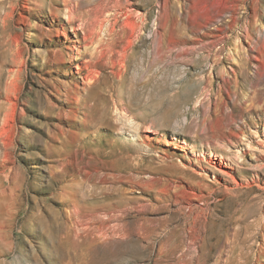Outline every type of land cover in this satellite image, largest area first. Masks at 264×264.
<instances>
[{
    "label": "rangeland",
    "instance_id": "rangeland-1",
    "mask_svg": "<svg viewBox=\"0 0 264 264\" xmlns=\"http://www.w3.org/2000/svg\"><path fill=\"white\" fill-rule=\"evenodd\" d=\"M163 1L0 0V146L13 199L0 264H264V147L253 131L264 132L251 124L264 118V84L244 55L237 77L223 58L245 46L247 15L239 9L228 34L199 48L182 0ZM86 59L93 71L75 69ZM224 99L250 123L236 141L222 134Z\"/></svg>",
    "mask_w": 264,
    "mask_h": 264
},
{
    "label": "bare ground",
    "instance_id": "bare-ground-1",
    "mask_svg": "<svg viewBox=\"0 0 264 264\" xmlns=\"http://www.w3.org/2000/svg\"><path fill=\"white\" fill-rule=\"evenodd\" d=\"M165 1L167 2L168 0H165ZM165 1H163V2H165ZM181 2H182V10H179L178 15L181 17L180 20L182 19V21H181L182 26H185L184 28L187 27L188 29H190V32L192 33L191 37H192L193 41L195 40L194 43H196L195 45H192V46L193 47H199V48L200 47L205 48L204 46L205 45L207 46V44H209V43L213 44L214 42H219L220 41L219 38L223 34H225V35L228 34L229 31L231 30V24L228 21H230L232 23L235 22L236 18L239 17L238 16V12H239L238 10L239 9L243 10V12L247 16H245L246 17L245 20L243 19L244 25H243V32H241V35L244 37L246 44H245V46L236 45L233 49L234 51H231V49H229L228 52L225 53V57H223V58L229 59V61L232 64V66H230L231 73L233 74V76H236V74H238V72H241V70L243 68L242 56L244 55L245 59H246V64L249 66L250 72L254 73L257 76L256 78H258V80L263 82V84H264V70L262 68H260V66H259V63L262 64V62L264 61V0H182ZM165 3H164V5H165ZM179 4L181 5V3H179ZM214 8H220V10H218V11L216 10L218 12V15H214V16L211 15L213 13L212 9H214ZM225 13H229V18L225 19V20H218L219 21L218 22L216 18L224 16L223 14H225ZM243 15L241 17H243ZM204 18L207 20L208 19L211 20V19L215 18L216 21H214L215 23L212 26H209L208 25L209 23L207 21H203ZM259 20H261V22H259ZM219 23H223V24H220L223 26H220ZM89 27L90 26H88V25L85 26V28H88L87 32H89ZM92 27H90V28H92ZM93 31H95V30H93ZM89 39H91V38H89ZM82 40L85 41L88 39H87V37L84 36ZM75 42H81V40L76 39L74 41L73 45L68 46L69 50L76 48ZM161 46H159V47H161ZM161 48H163V47H161ZM161 48H159V50ZM190 49H192V48H190ZM155 53L153 52V54H155ZM157 55H159V54H157ZM86 60H87V62L83 61L81 64L74 65L75 69H81L83 67V68L87 69V72L93 71L91 64H89L91 62V60L90 59H86ZM233 65H235V66H233ZM94 69H96V68H94ZM77 72L78 71L73 72V73H77ZM89 74L90 73H88V75ZM91 74H92V72H91ZM229 74H230V72H229ZM88 75H86L85 81L81 82V83L85 84V86H84L85 89H86V86L91 85L89 80H91L92 78L90 77V75L89 76ZM230 77H231V75H229V76L223 75L222 76L223 85L227 84L225 86L227 89L226 88L225 89H226V92L228 93V96H231V99L235 98L239 102V100L241 101V96L237 92V83H236V81H234L235 79L233 80L232 77L231 78ZM93 79H94V77H93ZM84 82H86V83H84ZM231 101H233V100H231ZM242 101H244V100H242ZM244 102H246V101H244ZM229 104L230 103L228 102V100L224 99L217 106L218 110H219V117L222 121L221 130H222L223 135H225L227 132L231 135V138L234 141H236V139L238 140L241 138L242 133L244 134V129L246 127L249 128L250 123H248L249 121H246L243 118L244 115L242 116L240 113H238V114L236 113L237 115H239L238 116L239 122L237 123L235 121V119H233L234 111H236V110H234V108H231L229 106ZM236 109H239V108L236 107ZM258 121H255V122L253 121V123L251 122V124L253 126H257V125L262 126L263 132H264V118H259ZM251 131H253V130L251 129ZM253 132L255 133L254 134L255 139L257 138L256 144L259 145V147L260 146L264 147V139H262V137H260V135H258V133L256 131H253ZM263 135H264V133H263ZM251 147L253 149H258V151L262 149V148L261 149L257 148L255 145H252ZM7 150H8V147L0 146V232L3 233V231H4V233H7V235H8V232H9L8 227H10V221H12V218H13L12 217V209H13V201L12 200L13 199H12V193H11L12 189L7 182L10 178L9 173L7 172V169H8V167H10V163H11V160L9 157V152ZM262 158L263 157H261V155L257 156V157L255 155H254V157L252 156L253 163H250L252 165V167L261 171L260 169L262 167H261V164H259V161ZM237 162H238V160L234 161V158L231 159L229 157H226L225 162L221 163L220 165L222 167H225L228 170L230 169V171H234L235 166L237 165L236 164ZM220 173L225 174V175H229L228 171H225V170L224 171L221 170ZM254 173H255V176L258 177V173L257 172H254ZM205 175L208 176L207 173H205ZM231 179H233V178H231ZM234 182H235L234 184L236 185L237 182L236 181H234ZM256 185L258 187L259 184H256ZM259 187L264 188V185L263 186L259 185ZM73 213L75 214V212H72V214ZM2 238H4V236ZM10 251H12V250L9 249L8 252L10 253ZM241 257H242V255H241ZM242 258H244V257H242ZM242 258H241V260H242ZM242 261H243V263H240L241 261L239 260L237 263H234V264H244L245 261L244 260H242Z\"/></svg>",
    "mask_w": 264,
    "mask_h": 264
}]
</instances>
